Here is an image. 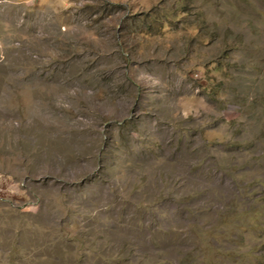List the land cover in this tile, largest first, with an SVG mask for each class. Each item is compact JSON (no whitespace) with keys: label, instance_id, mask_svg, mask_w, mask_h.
Masks as SVG:
<instances>
[{"label":"rangeland","instance_id":"374dc122","mask_svg":"<svg viewBox=\"0 0 264 264\" xmlns=\"http://www.w3.org/2000/svg\"><path fill=\"white\" fill-rule=\"evenodd\" d=\"M0 264H264V0H0Z\"/></svg>","mask_w":264,"mask_h":264}]
</instances>
